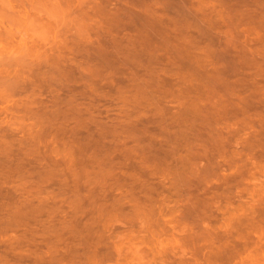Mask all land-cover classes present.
I'll return each mask as SVG.
<instances>
[{"label":"rangeland","instance_id":"rangeland-1","mask_svg":"<svg viewBox=\"0 0 264 264\" xmlns=\"http://www.w3.org/2000/svg\"><path fill=\"white\" fill-rule=\"evenodd\" d=\"M24 1L21 14L41 0ZM67 1L68 12L62 0L59 8L39 7L55 21L31 28L0 11V43L7 41L0 51V264H264V174L250 165H264V125L245 126L231 110L237 101L264 100L249 98L245 81L264 69V54L259 67L250 62L264 50V0H158L156 16L133 8L119 19L109 13L122 0ZM76 4L87 16L75 13Z\"/></svg>","mask_w":264,"mask_h":264},{"label":"bare ground","instance_id":"bare-ground-1","mask_svg":"<svg viewBox=\"0 0 264 264\" xmlns=\"http://www.w3.org/2000/svg\"><path fill=\"white\" fill-rule=\"evenodd\" d=\"M22 1H24V0H22ZM22 1H21V0H7V2L11 3V4L13 5V8H14V11H13V12H9V13H7V15L10 16V15H12V14H14V15L17 14V15H16L17 18L20 17V16H21L22 19L25 18V17H22V16H24L25 13H24V14H21V13H23V11H22V10H20V11L18 10L19 8H23V7H19L20 2H21V4H23ZM32 1H33V0H32ZM34 1H37V0H34ZM41 1H42V0H41ZM41 1H40V2H41ZM64 1H66V2H65V4H64L63 6L60 7V8H61V11H62V9H64V10L67 11V9H65V8H66V7H69V5H68L69 3L67 4L68 1H67V0H64ZM64 1L62 0V3H63ZM69 1H70V0H69ZM80 1H81V0H80ZM80 1H79V3H80ZM82 1H84V0H82ZM86 1H87V0H86ZM86 1H85V3H86ZM89 1H90V0H89ZM95 1H96V0H95ZM103 1H104V0H103ZM111 1H113V0H111ZM116 1H117V0H116ZM116 1H115V2H116ZM120 1H121V0H120ZM120 1H119V2H120ZM24 2H25L24 5H26V3L29 4L28 2H26V0H25ZM29 2H30V1H29ZM60 2H61V0H60ZM71 2H72V1H71ZM75 2H77V1L75 0ZM107 2H109V0H107ZM113 2H114V1H113ZM113 2H112V3H113ZM160 2H161V0H160ZM168 2H169V1H168ZM201 2H203V1H201ZM211 2H212V1H211ZM31 3H32V2H31ZM37 3H38V2H37ZM62 3H61V4H62ZM85 3H84V4H85ZM112 3L110 2V5H108L107 7H110ZM117 3H118V2H116L115 4H117ZM121 3H122V5H121ZM121 3H118V4L121 5L120 7H119V6L117 7V5H116V7H117V10H116V8H115V10H116V14H115V12H114V13H111V11H110L109 15L112 14L113 17H112V16H111V17H112L113 19H114L115 16H116V17L118 16V19H119V17H120L119 14H120V13H121L122 16L125 15V17H127L128 13H129V17H130V16H131L130 11H132L133 8H138V9H137L138 11H139L140 8H141V10H143L144 13H147V15L150 14V15H151L150 17H152L153 15L157 14L155 11H153L152 8H153V7L157 8L156 5L158 4V0H129V1H127V0H122ZM192 3H193V1H192ZM194 3H195V2H194ZM205 3H206V2H205ZM207 3H208V2H207ZM207 3H206V4H207ZM209 3H210V2H209ZM61 4H60V5H61ZM66 4H67L68 6H67ZM80 4L82 5L83 2L80 3ZM93 4H94V1H93ZM107 4H108V3H106V5H107ZM115 4H114V5H115ZM167 4H168V3H167ZM214 4H215V3H214ZM255 4H256V3H255ZM24 5H21V6H24ZM65 5H66V7H65ZM76 5H77V4H76ZM78 5H79V4H78ZM78 5H77L76 9H77L78 7H81V5H80V6H78ZM91 5H92V3L90 4V6H91ZM99 5H100V4H99ZM103 5H104V4H103ZM173 5H174V4H173ZM198 5H199V4H198ZM204 5H205V4H204ZM259 5H260V4H259ZM32 6H33V8H36V10H37L35 13L33 12V13H34L33 15H35V16H33V17L30 16V15H32V14L29 15V13L31 12V11L29 12V10H28V13H27V14L30 16V17H28V18H31V17H32V18L34 19V18H36V16L39 14L38 12H41L40 10H42V9H40L38 6H36V4L33 5V3H32ZM34 6H35V7H34ZM52 6H53V5H52ZM74 6H75V5H74ZM74 6L71 7V8H69V9H71V11H72V10H73L72 8H74ZM86 6H87V5L85 4V7H86ZM104 6H105V5H104ZM136 6H139V7H136ZM159 6H160V4L158 5V7H159ZM209 6H210V5H209ZM211 6H212V4H211ZM229 6H230V5H229ZM256 6H258V5H256ZM1 7H2V8H1ZM18 7H19V8H18ZM24 7H26V6H24ZM28 7H30V6H28ZM37 7H38L39 9H38ZM49 7H50V6H49ZM49 7H48V8H49ZM57 7H58V6H57ZM57 7L54 6V7H53L54 10H57V9L59 8V7H58V8H57ZM62 7H64V8H62ZM85 7H84V8H85ZM88 7H89V6H88ZM88 7H86V8H88ZM94 7H95V6H94ZM94 7H93L92 9H94V11H95V9H97V8H94ZM107 7H106V8H107ZM200 7H201V6H200ZM206 7H208V6H206ZM206 7H205V8H206ZM217 7H218V6H217ZM254 7H255V6H254ZM259 7H260V9H261V6H259ZM17 8H18V9H17ZM41 8H42V7H41ZM55 8H56V9H55ZM81 8H82V9H81ZM81 8H79V9H80L81 11L85 12V11H84V8H83V7H81ZM86 8H85V9H86ZM100 8H102V6H100ZM112 8H113V7H112ZM112 8H109V9H112ZM155 8H154V10H156ZM168 8H169V6H168ZM193 8H194V7H193ZM202 8H203V6H202ZM211 8H212V7H210V9H211ZM227 8H228V7H227ZM238 8H239V7H238ZM0 9H1V10H0L1 12H3V10H5V9L3 8V3H0ZM26 9H27V7H26ZM26 9L23 8V10H24L25 12H26ZM29 9H30V8H29ZM79 9H77L78 12H77V10L74 9V10L76 11L75 13H76V14L78 13V15L81 16V17L85 16V15H86V12H85V13L81 12V13H83L84 15H83V14L80 15V14H79V13H80V10H79ZM88 9L90 10L91 8L89 7ZM103 9H105V8H103ZM103 9H102V10H103ZM166 9H167V8H166ZM174 9H175V8H174ZM220 9H221V8H220ZM224 9H225V8H224ZM30 10H31V9H30ZM47 10H48V9H47ZM59 10H60V9H59ZM64 10H63V11H64ZM74 10H73V11H74ZM99 10H101V9H99ZM150 10H151V11H150ZM160 10H161V8H160ZM176 10H177V9H176ZM199 10H200V9H199ZM52 11H53V10H52ZM57 11H58V10H57ZM66 11H65V12H66ZM71 11L69 10V12H71ZM73 11H72V12H73ZM96 11H97V10H96ZM134 11H135V10H134ZM169 11H170V10H169ZM171 11H172V10H171ZM171 11H170V12H171ZM174 11H175V10H174ZM197 11H198V10H197ZM200 11H201V10H200ZM203 11H204V9H203ZM219 11H220V10H219ZM4 12H6V11H4ZM19 12H20L21 15L18 14ZM47 12H50V11H47ZM65 12H64V13H65ZM67 12H68V11H67ZM67 12H66V13H67ZM117 12H118V14H117ZM119 12H120V13H119ZM154 12H155V13H154ZM216 12H217V11H216ZM36 13H37V14H36ZM43 13H44V12H43ZM61 13H62V12H61ZM61 13L59 14V11H58L57 14H59V15L62 16L63 13H62V14H61ZM88 13H89V12H88ZM94 13H95V12H94ZM132 13H134V12H132ZM141 13H142V11L138 12L137 15H138V14H141ZM160 13H161V11H160ZM160 13H159V14H160ZM220 13H221V11H220ZM251 13H252V12H251ZM254 13H255V12H254ZM2 14H3V13H1V15H2ZM47 14H48V13H47ZM76 14H75V15H76ZM142 14H143V13H142ZM142 14H141V15H142ZM161 14H162V13H161ZM197 14H199V13H197ZM212 14H213V13H212ZM222 14H223V13H222ZM18 15H19V16H18ZM45 15H46V14H45ZM50 15H51V14H50ZM54 15H55V14H54ZM63 15H64V14H63ZM67 15H68V14H67ZM104 15L106 16L105 13H104ZM147 15H146V18H148ZM205 15H206V14H205ZM217 15H218V14H217ZM234 15H235V14H234ZM2 16H3V15H2ZM9 16H7V17H8L7 19H9ZM46 16H47V15H46ZM64 16H65V15H64ZM64 16H63V18H64ZM68 16H69V15H68ZM68 16H66V18H67ZM70 16H71V15H70ZM86 16H87V15H86ZM102 16H103V15H102ZM135 16H136V15H134V17H135ZM142 16H143V15H142ZM148 16H149V15H148ZM155 16H156V15H155ZM167 16H168V15H167ZM211 16H212V15H211ZM220 16H222V15H220ZM3 17H4V16H3ZM56 17H57V16H56ZM56 17H55V18H56ZM77 17H78V16H77ZM81 17H80V19H81ZM96 17H97V16H96ZM106 17H107V16H106ZM125 17H122V19H124ZM129 17H128V18H129ZM139 17H140V15H139ZM139 17H138V18H139ZM144 17H145V15H144ZM161 17H162V16H161ZM161 17H160V18H161ZM163 17H164V16H163ZM163 17H162V18H163ZM212 17H213V16H212ZM227 17H228V16H227ZM258 17H260V16H258ZM11 18L13 19V18H15V17L12 15ZM17 18H15L16 20L14 19L15 22L12 20L15 24H16V21L18 20V23L16 24V26L20 24V21H21V23H23V22L27 23L26 21L21 20V18H18V19H17ZM47 18H48V16H47ZM73 18H75V17H73ZM101 18H102V17H101ZM104 18H105V17H104ZM112 18H111V19H112ZM128 18H127V19H128ZM136 18H137V17H136ZM146 18H145V19H146ZM166 18H167V17H166ZM219 18H220V17H219ZM48 19H49V18H48ZM53 19H54V17H53ZM78 19H79V18H78ZM82 19H83V18H82ZM122 19L120 18V20H122ZM139 19H140V18H139ZM154 19H156V17H154ZM158 19H159V18H158ZM198 19H199V18H198ZM205 19H206V18H205ZM221 19H222V17H221ZM9 20H11V19H9ZM19 20H20V21H19ZM24 20H25V19H24ZM49 20H52V18L49 19ZM76 20H77V19H76ZM86 20H87V19H86ZM91 20H92V19H91ZM103 20H104V19H103ZM115 20H117V18H115ZM115 20H114V21H115ZM120 20H119V21H120ZM131 20H132V17H131V19L129 18V20H127V21H131ZM134 20H135V19H134ZM148 20H150V19H148ZM148 20H147V21H148ZM169 20H171V19H169ZM207 20H208V19H207ZM219 20H220V19H219ZM226 20H227V18H226ZM228 20H229V19H228ZM22 21H23V22H22ZM52 21H53V20H52ZM54 21H55V20H54ZM54 21H53V22H54ZM58 21H59V19H58ZM70 21H71V20H70ZM74 21H75V19H74ZM94 21H95V20H94ZM94 21H93V22H94ZM96 21H97V19H96ZM123 21H125V20H123ZM132 21H133V20H132ZM132 21H131V22H132ZM156 21H157V20H156ZM159 21H160V20H159ZM161 21H164V20L161 19ZM237 21H238V20H237ZM2 22H3V18H2ZM5 22H6V21H5ZM47 22H48V20H47ZM62 22H63V21H62ZM80 22H81V21H80ZM80 22H79V23H80ZM85 22H86V21H85ZM109 22H111V21H109ZM145 22H146V21H145ZM169 22H170V21H169ZM172 22H173V21H172ZM241 22H242V20H241ZM253 22H254V21H253ZM8 23H9V22H8ZM72 23H73V22H72ZM86 23H87V22H86ZM99 23H100V22H99ZM111 23H112V22H111ZM117 23H118V22H117ZM119 23H120V22H119ZM134 23H135V22H134ZM149 23H150V22H149ZM152 23H153V22H152ZM229 23H230V22H229ZM232 23H233V22H232ZM0 24H1V23H0ZM12 24H13V23H12ZM23 24H24V23H23ZM76 24L79 25L78 23H76ZM88 24H89V23H88ZM96 24H97V23H96ZM101 24H102V23H101ZM113 24H114V22H113ZM130 24H133V23H130ZM165 24H166V22H165ZM209 24H210V23H209ZM211 24H212V23H211ZM235 24H236V23H235ZM238 24H239V23H238ZM9 25H10V24H9ZM42 25H43V24H42ZM44 25H45V24H44ZM47 25H48V24H47ZM55 25H56V24H55ZM77 25H76V26H77ZM93 25H94V24H93ZM103 25H105V24H103ZM125 25H126V23H125ZM134 25H138V24H134ZM134 25H133V26H134ZM148 25H149V24H148ZM214 25H215V24H214ZM257 25H258V24H257ZM263 25H264V24H263ZM0 26H1V25H0ZM50 26H51V25H50ZM79 26H80V25H79ZM82 26H83V24H82ZM105 26H107V24H106ZM159 26H160V25H159ZM174 26H175V25H174ZM231 26H232V25H231ZM6 27H7V26H6ZM61 27H62V26H61ZM80 27H81V26H80ZM83 27H84V26H83ZM83 27H81V28H83ZM98 27H99V26H98ZM112 27H113V26H112ZM143 27H144V26H143ZM146 27H147V26H146ZM168 27H169V26H168ZM210 27H211V25H210ZM219 27H221V26H219ZM233 27H234V26H233ZM233 27H232V28H233ZM20 28H21V27H20ZM22 28H23V27H22ZM34 28H35V27H34ZM46 28H47V27H46ZM56 28H57V27H56ZM89 28H90V27H89ZM95 28H96V27H95ZM137 28H138V27H137ZM214 28H216V27H214ZM234 28H235V27H234ZM247 28H248V27H247ZM7 29H8V27H7ZM11 29H12V27H11ZM43 29H44V28H43ZM51 29H52V28H51ZM84 29H85V28H84ZM96 29H97V28H96ZM228 29H229V28H228ZM261 29H262V28H261ZM9 30H10V29H9ZM58 30H59V29H58ZM101 30H102V29H101ZM101 30H100V31H101ZM140 30H141V29H140ZM142 30H143V29H142ZM142 30H141V31H142ZM154 30H155V29H154ZM244 30H245V29H244ZM244 30H243V31H244ZM247 30H248V29H247ZM250 30H251V29H250ZM0 31L2 32V28H1ZM31 31H32V30H31ZM36 31H37V30H36ZM45 31H46V30H45ZM56 31H57V30H56ZM80 31H81V29H80ZM107 31H108V30H107ZM125 31H126V30H125ZM233 31H234V30H233ZM4 32H5V31H4ZM10 32H11V31H10ZM12 32H13V31H12ZM14 32H15V31H14ZM61 32H62V31H61ZM95 32H96V31H95ZM108 32H109V31H108ZM211 32H212V31H211ZM231 32H232V31H231ZM240 32H241V31H240ZM2 33H3V32H2ZM6 33H8V32H6ZM31 33H32V32H31ZM41 33H42V32H41ZM49 33H50V35L52 34L51 32H49ZM56 33H57V32H56ZM223 33H224V32H223ZM226 33H227V31H226ZM229 33H230V31H229ZM236 33H237V30H236ZM243 33H244V32H243ZM252 33H253V32H252ZM14 34H15V33H14ZM59 34H60V33H59ZM136 34H137V33H136ZM211 34H212V33H210V35H211ZM233 34H235V33H233ZM247 34H248V33H247ZM6 35H7V34H6ZM45 35H46V34H45ZM206 35H207V34H206ZM224 35H225V34H224ZM0 36H1V35H0ZM2 36H3V34H2ZM13 36H14V35H13ZM39 36L41 37V35H39ZM89 36H90V34H89ZM225 36H226V35H225ZM233 36H235V35H233ZM245 36H247V35H245ZM258 36H260V35H258ZM55 37H56V36H55ZM143 37H144V36H143ZM205 37H206V36H205ZM231 37H232V36H231ZM231 37H230V39H231ZM256 37H257V35H256ZM2 38H3V37H2ZM8 38H9V37H8ZM28 38H29V37H28ZM35 38H36V37H35ZM57 38H58V37H57ZM212 38H213V37H212ZM217 38H218V37H217ZM234 38H235V37H234ZM248 38H249V37H248ZM257 38H258V37H257ZM31 39H32V37H31ZM31 39H30V41H31ZM50 39H51V38H50ZM228 39H229V38H228ZM27 40H28V39H27ZM37 40H38V39H37ZM37 40H36V41H37ZM51 40H52V39H51ZM51 40H50V41H51ZM211 40H212V39H211ZM216 40H217V39H216ZM226 40H227V39H226ZM233 40H234V39H233ZM243 40H244V39H243ZM245 40H246V39H245ZM1 41H2V40H1ZM9 41H10V40H9ZM59 41H61V40H59ZM66 41H67V40H66ZM103 41H104V40H103ZM213 41H214V40H213ZM227 41H228V40H227ZM234 41H235V40H234ZM249 41H251V40H249ZM262 41H263V39H262ZM11 42H12V41H11ZM39 42H40V41H39ZM43 42H44V41H43ZM43 42H42V43H43ZM53 42H54V41H53ZM61 42H62V41H61ZM61 42H60V43H61ZM92 42H93V41H92ZM97 42H98V41H97ZM207 42H209V41H207ZM237 42H238V41H237ZM237 42L235 41V43H237ZM240 42H241V41H240ZM243 42H244V41H243ZM259 42H261V41L259 40ZM6 43H7V41H6ZM6 43H5V45H6ZM28 43H29V42H28ZM33 43H34V42H33ZM56 43H57V42H56ZM60 43H59L58 45H56V46H60V45H61ZM244 43H245V42H244ZM250 43H251V42H250ZM252 43H253V42H252ZM255 43H256V42H255ZM29 44H30V43H29ZM43 44H44V43H43ZM85 44H86V43H85ZM92 44H93V43H92ZM105 44H106V42H105ZM211 44H212V43H211ZM222 44H223V43H222ZM239 44H240V43H239ZM256 44H258V43H256ZM5 45H4V47H5ZM34 45H35V44H34ZM44 45H45V44H44ZM96 45H98V43H97ZM106 45H107V44H106ZM113 45H114V44H113ZM194 45H195V44H194ZM233 45H234V44H233ZM235 45H236V44H235ZM242 45H243V44H242ZM244 45H245V44H244ZM8 46H9V45H8ZM23 46H24V45H23ZM91 46H92V45H91ZM102 46H103V45H102ZM227 46H228V45H227ZM231 46H232V45H231ZM238 46H239V45H238ZM245 46H247V44H246ZM245 46H244V47H245ZM261 46H262V45H261ZM261 46L258 45L259 48H260ZM43 47H44V46H43ZM53 47H54V46H53ZM53 47H52V48H53ZM92 47H93V46H92ZM94 47H95V46H94ZM208 47H209V46H208ZM232 47H233V46H232ZM248 47H249V46H248ZM28 48H29V47H28ZM39 48H40V47H39ZM44 48H45V47H44ZM47 48H48V47H47ZM47 48H45V49H47ZM57 48H58V47H57ZM88 48H89V47H88ZM101 48H102V47H101ZM240 48H241V47H240ZM259 48L257 49V51L259 50ZM11 49H12V48H11ZM13 49H14V48H13ZM20 49H21V48H20ZM29 49H30V48H29ZM36 49H37V47H36ZM68 49H69V48H68ZM103 49H104V48H103ZM215 49H216V48H215ZM255 49H256V47H255ZM40 50H41V49H40ZM58 50H59V49H58ZM211 50H212V48H211ZM218 50H219V49H218ZM224 50H225V49H224ZM253 50H254V48H253ZM17 51H18V50H17ZM30 51H31V49H30ZM37 51H38V50H37ZM43 51H44V50H43ZM52 51H53V50H52ZM93 51H94V50H93ZM100 51H101V50H99V53H100ZM212 51H213V50H212ZM244 51H245V50H244ZM247 51H248V50H247ZM247 51H246V52H247ZM32 52H33V51H32ZM41 52H42V51H41ZM72 52H73V51H72ZM77 52H78V51H77ZM103 52H104V51H103ZM107 52H109V51H107ZM214 52H215V50H214ZM220 52H221V51H220ZM249 52H250V51H249ZM249 52H248V53H249ZM254 52H255V51H254ZM259 52H260V51H259ZM262 52H264V50H263ZM262 52H261V53H258V52H257V53H258V54H257L258 56L254 55V53H253V56H252V55L249 53V55L252 56V58L249 57V58H251V61H250V62H251V63H254L255 65L257 64L258 67H259V64H258V62H257V59H258V57L261 58V56L264 54V53H262ZM56 53H57V52H56ZM61 53H62V52H61ZM81 53H82V51H81ZM90 53H91V51H90ZM104 53H105V52H104ZM240 53H241V52H240ZM248 53H246V54H248ZM251 53H252V51H251ZM39 54H40V53H39ZM39 54H38V55H39ZM97 54H98V53H97ZM244 54H245V52H244ZM255 54H256V53H255ZM261 54H262V55H261ZM35 55H36V54H35ZM48 55H49V54H48ZM77 55H78V54H77ZM88 55H89V54H88ZM222 55H223V54H222ZM228 55H229V54H228ZM26 56H27V55H26ZM51 56L53 57L54 55H51ZM57 56H58V55H57ZM231 56H232V55H231ZM254 56L257 57V58L255 59ZM52 57H51V58H52ZM74 57H75V56H74ZM95 57H96V56H95ZM95 57H94V58H95ZM215 57H216V56H215ZM243 57H244V58H245V57H248V55H247V56H243ZM22 58H23V57H22ZM96 58H97V57H96ZM204 58H205V57H204ZM213 58H214V57H213ZM221 58H222V57H221ZM224 58H225V57H224ZM263 58H264V56H262L261 59L263 60ZM25 59H26V58H25ZM54 59H55V57H54ZM62 59H63V58H62ZM65 59H66V58H65ZM240 59H241V58H240ZM20 60H21V59H20ZM27 60H28V59H27ZM29 60H30V59H29ZM33 60H34V58H33ZM49 60H50V59H49ZM91 60H92V59H91ZM219 60H220V59H219ZM245 60H246V59H245ZM248 60H250V59H248ZM14 61H15V60H14ZM17 61H18V59H17ZM22 61H24V60H22ZM62 61H63V60H62ZM64 61H65V60H64ZM67 61H68V60H67ZM70 61H71V60H70ZM74 61H75V60H74ZM225 61H226V60H225ZM243 61H244V60H243ZM53 62H54V61H53ZM223 62H224V60H223ZM226 62H227V61H226ZM228 62H229V61H228ZM58 63H59V62H58ZM60 63H61V62H60ZM63 63H64V62H63ZM261 63L263 64L264 61L261 62ZM261 63H260V66H262ZM17 64H18V62H17ZM29 64H30V63H29ZM54 64H55V63H54ZM56 64H57V62H56ZM33 65H34V64H33ZM64 65H65V64H63L62 67H64ZM69 65H70V64H69ZM76 65H77V64H76ZM76 65H75V66H76ZM218 65H219V64H218ZM223 65H224V64H223ZM257 65H256V66H257ZM23 66H24V65H23ZM57 66H58V65H56V67H57ZM77 66H78V65H77ZM24 67H25V66H24ZM42 67H44V66H42ZM53 67H54V66H53ZM58 67H59V66H58ZM60 67H61V66H60ZM78 67H79V66H78ZM80 67H81V66H80ZM82 67H83V66H82ZM82 67H81V68H82ZM235 67H236V66H235ZM19 68H20V67H19ZM231 68H233V67H231ZM239 68H240V67H239ZM239 68H238V69H239ZM262 68H264V66H262ZM35 69H36V68H35ZM72 70H73V69H72ZM77 70H78V69H77ZM80 70H82V69H80ZM87 70H88V69H87ZM90 70H91V69H90ZM37 71H38V70H37ZM88 71H89V70H88ZM92 71H93V70H92ZM96 71H97V69H96ZM244 71H245V70H244ZM3 72H4V71H3ZM62 72H63V71H62ZM235 72H236V71H235ZM252 72H253V71H252ZM255 72H256V73H251V74H248V75L245 73L247 76H249V77H248L249 80H247L248 78H247L246 75H245V76H246V80H245V77H242V78H241V81L243 80V83H244V80H245V81H247V83L250 85V88H251V89H249V91H252V95H250V94H251V92H250V93H249V98H250L251 96H252V97H256V96H258V95H261V97H262V96L264 95V86H262V84L260 85V83H259L260 81H264V78H263V77H264V69L261 70V68H259L258 70L256 69ZM89 73H90V72H89ZM89 73H88V74H89ZM219 73H220V72H219ZM219 73H218V76H219ZM79 74H80V73H79ZM18 75H19V72H18ZM232 75H233V73H232ZM239 75H243V72H242V74L239 72ZM66 76H67V75H66ZM92 76H93V75H92ZM213 76H214V73H213ZM213 76H212V77H213ZM222 76H223V75H222ZM234 76H236V75H234ZM20 77H21V76H20ZM63 77H64V75H63ZM224 77H226V76H224ZM21 78H22V77H21ZM243 78H244V79H243ZM18 79H19V78H18ZM260 79H262V80H260ZM218 80H219V79H218ZM221 80H222V78H221ZM213 81H214V80H213ZM215 83H216V82H215ZM220 83H221V82H220ZM247 83L244 84V85L247 86V85H248ZM262 83H263V82H262ZM221 84H222V83H221ZM249 85H248V87H249ZM61 86H62V84H61ZM246 89H247V88H246ZM206 91H207V90H206ZM211 91H212V90H211ZM243 91H244V90H243ZM226 93H227V92H226ZM235 93H236V92H235ZM232 94H234V93H232ZM262 94H263V95H262ZM206 95H207V94H206ZM216 95H218V94L216 93ZM197 96H198V95H197ZM213 96H214V95H213ZM213 96H212V97H213ZM232 96H233V95H232ZM232 96H231V98H232ZM200 97H201V96H200ZM202 97H203V96H202ZM206 97H207V96H206ZM233 97L236 98V96H233ZM252 97H251V98H252ZM219 98H220V97H219ZM237 98H238V97H237ZM241 98H242V97H241ZM247 98H248V96H247ZM204 99H205V97H204ZM256 99H257V98H256ZM259 99H260V98H259ZM261 99H264V98H261ZM71 100H72V99H71ZM218 100H219V99H218ZM227 100H228V99H227ZM233 100H234V99H232V101H233ZM235 100H236V99H235ZM235 100H234V103H235ZM242 100H243V99H242ZM242 100H239V102L242 101ZM253 101H255L254 98H253V99L245 100V101H244V104H242L241 102L238 103V101H237V103H235V104L233 103L234 105H233L232 102H230V101H229V103H231V104L233 105V107H231L232 105L230 106V107H231V110H233V111H232L233 114H234V113H235V114L237 113L236 115H238V113L242 114V115H241V116H243L242 121L244 120V124H246L245 126H248V125L251 126V125H254V124H258V126H259V125H260V126H263V125H264V100H259L256 104H255V102H254V104H253V103H252ZM77 102H78V101H77ZM226 102H228V101H226ZM242 102H243V101H242ZM68 103H69V102H68ZM200 103H202V102H200ZM208 103H209V102H208ZM229 103H228V104L226 103V104L229 105ZM203 104H204V103H203ZM203 104H202V105H203ZM215 104H216V102H215ZM218 104H219V103H218ZM73 105H74V104H73ZM134 105H135V104H134ZM142 105H143V104H142ZM199 105H200V104H198V105H196V106H199ZM208 105H209V104H208ZM23 106H24V105H23ZM75 106H77V105H75ZM27 107H28V106H27ZM87 107H88V106H87ZM228 107H229V106H228ZM221 108H222V107H221ZM221 108H220V109H221ZM26 109H27V108H26ZM134 109H135V108H134ZM216 109H217V108H216ZM222 109H224V108H222ZM229 109H230V108H229ZM229 109H228V110H229ZM70 110H71V109H70ZM70 110H69V111H70ZM87 110H88V109H87ZM89 110H90V109H89ZM135 110H136V109H135ZM138 110H139V109H138ZM142 110H143V109H142ZM150 110H151V108H150ZM150 110H149V111H150ZM193 110H194V108H193ZM228 110H227V111H228ZM231 110H229V111L231 112ZM76 111H77V110H76ZM147 111H148V110H147ZM187 111H188V110H187ZM223 111H224V110H223ZM225 111H226V110H225ZM227 111H226V112H227ZM128 112H129V111H128ZM151 112H152V111H151ZM156 112H158V111L156 110ZM217 112H218V111H217ZM29 113H30V112H29ZM78 113H79V112H78ZM195 113H196V112H195ZM195 113H194V114H195ZM79 114H80V113H79ZM130 114H132V113H130ZM141 114H142V113H141ZM154 114H155V113H154ZM156 114H157V113H156ZM156 114H155V115H156ZM183 114H184V113H183ZM190 114H192V113H190ZM218 114H219V113H218ZM228 114H230V113H227V115H228ZM240 114H239V115H240ZM127 115H128V114H127ZM142 115H143V114H142ZM140 116H141V115H140ZM234 116H235V115H234ZM205 117H206V116H205ZM235 117H236V116H235ZM238 117H239V116H238ZM184 118H185V117H184ZM233 118H234V117H233ZM199 119H201V118H199ZM217 119H218V118H217ZM255 119H256V120H255ZM209 120H210V119H209ZM218 120H219V119H218ZM220 121H221V120H220ZM226 122H227V121H226ZM207 123H208V122H207ZM215 123H216V122H215ZM242 123H243V122H242ZM199 124H200V123H199ZM228 124H229V123H228ZM112 125H113V124H112ZM115 126H116V124H115ZM149 126H150V125H149ZM185 126H186V124H185ZM216 126H217V125H216ZM118 127H119V129H121L120 126H118ZM121 127H122V126H121ZM204 127H205V126H204ZM224 127H226V126L224 125ZM254 127H255V126H254ZM116 128H117V127H116ZM122 128H123V127H122ZM125 128H126V127H125ZM196 128H198V127H196ZM255 128H258V127H255ZM255 128H254V129H255ZM130 129H131V128H130ZM148 129H149V128H148ZM252 129H253V128H252ZM261 129H262V127H261ZM261 129H260V130H261ZM137 130H138V129H137ZM201 130L204 131V129H201ZM216 130H217V127H216ZM235 130H236V129H235ZM235 130L233 129V131H235ZM246 130H247V129H246ZM121 131H122V130H121ZM209 131H210V130H209ZM233 131H232V132H233ZM249 131H250V130H249ZM257 131H258V130H257ZM118 132H119V131H118ZM137 132H138V131H137ZM145 132H146V131H145ZM178 132H179V131H178ZM196 132H197V131H196ZM212 132H213V131H212ZM230 132H231V130H230ZM250 132H251V131H250ZM255 132H256V131H255ZM260 132H261V131H260ZM40 133H41V132H40ZM126 133H128V132H126ZM179 133H180V132H179ZM202 133H203V132H202ZM227 133H229L228 130H227ZM238 133H239V132H238ZM257 133H258V132H257ZM41 134H42V133H41ZM120 134H121V133H120ZM136 134H137V133H136ZM208 134H209V133H208ZM233 134H234V133H233ZM258 134H259V133H258ZM38 135H39V134H38ZM114 135H115V134H114ZM122 135H123V134H122ZM138 135H139V134H138ZM237 135H238V134H237ZM259 135H261V136L264 137V129H263V135H262V132H261ZM259 135H258V136H259ZM43 136H44V135H43ZM144 136H145V135H144ZM151 136H152V135H151ZM206 136H208V135H206ZM234 136H235V135H234ZM250 136H252V135H250ZM36 137H37V136H36ZM36 137H35V138H36ZM117 137H118V136H117ZM136 137H137V136H136ZM140 137H141V136H140ZM140 137H139V138H140ZM194 137H195V136H194ZM210 137H211V136H210ZM221 137H222V136H221ZM228 137H229V136H228ZM230 137H231V136H230ZM232 137H233V136H232ZM106 138H107V137H106ZM148 138H149V137H148ZM71 139H72V138H71ZM126 139H128V138H126ZM149 139H150V138H149ZM155 139H156V138H155ZM213 139H214V138H213ZM225 139H226V137H225ZM238 139H239V138H238ZM251 139H253V138H251ZM256 139H257V138H256ZM260 139H261V137H260ZM260 139H258L259 141H257V140H256V141H257V142H260V141H261ZM262 139H263V141H264V138H262ZM74 140H75V139H74ZM116 140H117V139H116ZM122 140H123V142H124V139H123V138H122ZM151 140H152V139H151ZM178 140H179V139H178ZM226 140H227V139H226ZM78 141H79V140H78ZM96 141H97V140H96ZM118 141H119V139H118ZM158 141H159V140H158ZM171 141H172V140H171ZM198 141H199V140H198ZM200 141H202V140H200ZM205 141H206V140H205ZM33 142H34V141H33ZM101 142H102V141H101ZM191 142H192V141H191ZM115 143H116V142H115ZM120 143H121V142H120ZM158 143H159V142H158ZM189 143H190V142H189ZM253 143H255L254 140H253ZM122 144H123V143H122ZM116 145H117V144H116ZM143 145H145V144H143ZM260 145H261V144H260ZM63 146H65V145H63ZM117 146H118V145H117ZM254 146H255V145H254ZM132 147H134V145H133ZM135 147H136V146H135ZM137 147H138V146H137ZM158 147H159V146H158ZM206 147H207V146H206ZM232 147H233V146H232ZM255 147H256V146H255ZM62 148H63V147H62ZM66 148H67V147H66ZM130 148H131V147H130ZM130 148H129V149H130ZM178 148H179V147H178ZM196 148H197V147H196ZM242 148H245V147H242ZM246 148H247V147H246ZM262 148H263V147H262ZM55 149H56V148H55ZM113 149H114V148H113ZM124 149H125V148H124ZM141 149H142V147H141ZM210 149H211V148H210ZM255 149H256V148H255ZM56 150H57V149H56ZM127 150H128V149H127ZM187 150H188V149H187ZM190 150H191V148H190ZM251 150H252V149H251ZM260 150H261V149H260ZM58 151H59V150H58ZM132 151H133V150H132ZM170 151H171V150H170ZM179 151H181V150H179ZM183 151H185V150L183 149ZM211 151H212V150H211ZM64 152H65V151H64ZM141 152H142V151H141ZM143 152H144V151H143ZM235 152H236V151H235V149H234V153H235ZM237 152H238V151H237ZM237 152H236L235 157H238V156H237ZM257 152H258V151H257ZM126 153H127V152H126ZM158 153H159V152H158ZM172 153H173V152H172ZM179 153H180V152H179ZM182 153H183V152H182ZM192 153H193V152H192ZM192 153H191V154H192ZM225 153H226V152H225ZM239 153H240V152H239ZM244 153H245V152H244ZM251 153H253V152H251ZM258 153H259V152H258ZM161 154H162V153H161ZM187 154H188V153H187ZM249 154H250V153H249ZM254 154H255V153H254ZM194 155H195V154H194ZM226 155L228 156L229 154H226ZM252 155H253V154H252ZM163 156H164V155H163ZM180 156H181V155H180ZM206 156H207V155H206ZM206 156H205V157H206ZM240 156H241V155H240ZM240 156H239V158H240ZM142 157H143V156H142ZM144 157H145V156H144ZM183 157H184V156H183ZM183 157H182V158H183ZM190 157H191V156H190ZM246 157H248V156L246 155ZM246 157H245V158H246ZM249 157H251V156H249ZM252 157H253V156H252ZM256 157H257V156H256ZM256 157H255V158H256ZM261 157H262V156H261ZM185 158H186V157H185ZM193 158H195V157H193ZM193 158H192V159H193ZM206 158H207V157H206ZM218 158H219V157H218ZM220 158H221V157H220ZM223 158H224V157H223ZM225 158H227V157H225ZM229 158H230V157H229ZM232 158H234V156L231 157V159H230V160H232V161L234 162L236 158H235L234 160H233ZM241 158H243V157H241ZM141 159H142V158H141ZM148 159H149V158H148ZM188 159H189V158H188ZM246 159H248V158H246ZM250 159H251V158H250ZM132 160H133V159H132ZM152 160H153V159H152ZM230 160H229V161H230ZM258 160H259V158H258ZM134 161H135V160H134ZM178 161H179V160H178ZM186 161H188V160L186 159ZM215 161H216V160H215ZM218 161H220V160H218ZM238 161H239V160H237V162H238ZM252 161H254V160H251V162H252ZM92 162H93V161H92ZM132 162H133V161H132ZM132 162H131V163H132ZM147 162H148V161H147ZM179 162L181 163V161H179ZM223 162H224V161H223ZM226 162H228V161H226ZM242 162H243V161H242ZM245 162H246V161H245ZM245 162H244V163H245ZM251 162H248V161H247L246 163H251ZM254 162H255V161H254ZM256 162H257V161H256ZM99 163H100V162H99ZM99 163H98V164H99ZM159 163H160V162H159ZM180 163H179V164H180ZM230 163H231V162H230ZM234 163H235V162H234ZM252 163H253V162H252ZM262 163H263V162H262ZM262 163H261V164H262ZM96 164H97V163H96ZM134 164H135V163H134ZM165 164H166V163H165ZM232 164H233V163H232ZM258 164H259V165H258ZM261 164H260V160H259V162L254 163V164H250V165H252L253 167H254L255 165L258 166V167H257V168H258V173H259V171H260V172H261V175H262V173L264 174V165L261 166ZM139 165H140V164H139ZM226 165H227V164H226ZM229 165H230V164H229ZM235 165H236V164H235ZM242 165H243V164H242ZM242 165H241V166H242ZM245 165H246V164H244L243 166H245ZM248 165H249V164H248ZM95 166H96V165H95ZM98 166H99V165H97L96 167H98ZM114 166H116V165H114ZM118 166H119V165H118ZM120 166H121V165H120ZM144 166H145V165H144ZM188 167H189V166H188ZM190 167H191V166H190ZM217 167H218V166H217ZM236 167H237V165H236ZM239 167H240V166H238V169L241 168V167H240V168H239ZM246 167H247V166H246ZM253 167L250 166V169H251V168L253 169ZM98 168H99V167H98ZM166 168H167V167H166ZM178 168H179V167H178ZM186 168H187V167H186ZM213 168H214V167H213ZM228 168H229V167H228ZM243 168H244V167H243ZM247 168H248V167H247ZM254 168L256 169V167H254ZM229 169H230V168H229ZM250 169H249V170H250ZM255 169H254V170H255ZM147 170H148V168H147ZM190 170H191V169H190ZM192 170H193V169H192ZM235 170H236V169H235ZM247 170H248V169H246V170L244 169V171H247ZM256 170H257V169H256ZM138 171H139V170H138ZM212 171H214V170H212ZM233 171H234V170H233ZM244 171H243V172H244ZM105 172H106V171H105ZM139 172H141V170H140ZM176 172H177V171H176ZM196 172H197V171H196ZM236 172H238V171H236ZM236 172H235V174H236ZM248 172H249V171H248ZM251 172H252V171H251ZM254 172H255V171H254ZM240 173H241V175L243 174L242 171H240ZM245 173H246V172H245ZM258 173H256V174H258ZM109 174H112V173H109ZM116 174H117V173H116ZM119 174H120V173H119ZM195 174H196V173H195ZM237 174H238V177H240V174H239V173H237ZM237 174H236V175H237ZM246 174H247V173H246ZM249 174H251V175H248V176L251 177V178H253V177H252V174H253V173H249ZM256 174L254 173V177H256V176H255ZM175 175H176V174H175ZM181 175H182V174H181ZM213 175H214V174H213ZM106 176H107V175H106ZM112 176H115V175H112ZM140 176H141V175H140ZM145 176H146V174H145ZM233 176H234V175H232V176H230V177L233 178ZM259 176H260V175H259ZM217 177H218V176H217ZM235 177H237V176H235ZM246 177H247V175H246ZM134 178H135V177H134ZM247 178H248V177H247ZM247 178H246V179H247ZM131 179H132V178H131ZM236 179H237V178H236ZM238 179H241V178H238ZM246 179H245V180H246ZM149 180H150V178H149ZM151 180H152V179H151ZM151 180H150V181H151ZM153 180H154V178H153ZM256 180H257V179H256ZM227 181H228V180H227ZM234 181H235V180H234ZM243 181H244V180H243ZM133 182H134V181H133ZM238 182H240V181H238ZM238 182H237V183H238ZM260 183H261V182H260ZM136 184H137V183H136ZM154 184H155V183H154ZM137 185H138V184H137ZM236 185H237V184H236ZM255 185H256V184H255ZM133 186H134V185H133ZM154 186H155V185H154ZM171 186H172V185H171ZM174 186H175V185H174ZM224 186H225V185H224ZM224 186H223V187H224ZM232 186H233V185H232ZM256 186H257V185H256ZM260 186H261V185H260ZM138 187H139V186H138ZM262 187H264V185H263ZM139 188H141V187H139ZM172 188H173V186H172ZM259 188H260V187H259ZM259 188H257V189H259ZM76 189H77V188H76ZM80 189H81V188H80ZM163 189H164V188H163ZM223 189H224V188H223ZM135 190H136V189H135ZM145 190H146V189H145ZM166 190H167V189H166ZM171 190H172V189H171ZM225 190H226V189H225ZM261 190H263V188H261ZM231 191H232V190H231ZM249 191H250V189H249ZM88 192H89V191H88ZM150 192H151V191H150ZM150 192H149V193H150ZM221 192H222V191H221ZM89 193H90V192H89ZM91 193H92V192H91ZM139 193H140V192H139ZM144 193H145V192H144ZM152 193H154V191H153ZM249 193H251V192H249ZM252 193H253V192H252ZM154 194H155V193H154ZM156 194H157V193H156ZM90 195H91V194H90ZM90 195H89V196H90ZM92 195H93V194H92ZM159 195H160V194H159ZM161 195H162V193H161ZM220 195H221V194H220ZM225 195H226V194H225ZM93 196H94V195H93ZM130 196H131V195H130ZM146 196H147V195H146ZM157 196H158V195H157ZM211 196H213V194H211ZM253 196H254V194H253ZM262 196H263V195H262ZM86 197H87V196H86ZM131 197H132V196H131ZM133 197H134V196H133ZM135 197H136V196H135ZM138 197H139V196H138ZM150 197H151V196H150ZM159 197H160V196H159ZM165 197H166V196H165ZM213 197H214V196H213ZM213 197H212V198H213ZM227 197H228V194H227ZM227 197H226V198H227ZM259 197H260V196H259ZM125 198H126V197H125ZM229 198H230V197H229ZM260 198H261V197H260ZM91 199H92V198H91ZM139 199L141 200V197H140ZM213 199H214V198H213ZM146 200H147V199H146ZM164 200H165V199H164ZM91 201H92V200H91ZM91 201H90V202H91ZM127 201H128V200H127ZM142 201H143V200H142ZM195 201L197 202V200H195ZM195 201H194V202H195ZM198 201H199V199H198ZM201 201H202V200H201ZM229 201H230V199H229ZM229 201H227V202H229ZM96 202H97V201H96ZM114 202L117 203L118 201H117V202L114 201ZM128 202H129V201H128ZM154 202H156V201L154 200ZM157 202H158V201H157ZM160 202H161V200H160ZM164 202H165V201H164ZM230 202H231V201H230ZM120 203H121V202H120ZM126 203H127V202H126ZM206 203L208 204L209 202H206ZM206 203L204 202V204H206ZM89 204H90V203H89ZM117 204H118V203H117ZM122 204H123V203H122ZM122 204H121V205H122ZM130 204H131V203L129 202L127 205H130ZM138 204H139V203H138ZM160 204H161V203H160ZM164 204H165V203H164ZM228 204H229V203H228ZM247 204H248V203H247ZM112 205H114V204H112ZM115 205H116V204H115ZM133 205H134V204H133ZM135 205H136V204H135ZM229 205H230V204H229ZM229 205H228V206H229ZM241 205L243 206V204H241ZM250 205H251V204H250ZM250 205H249V207H250ZM131 206H132V205H131ZM149 206H150V205H149ZM209 206H210V205H209ZM242 206H241V207H242ZM245 206H246V205H245ZM251 206H253V205H251ZM98 207H99V206H98ZM103 207H104V206H103ZM113 207H114V206H113ZM119 207H120V206H119ZM119 207H118V208H119ZM121 207H122V206H121ZM124 207H125V206H124ZM135 207H136V206H135ZM158 207H160V206L158 205ZM229 207H231V205H230ZM253 207H254V206H253ZM122 208H123V207H122ZM141 208H142V207H141ZM209 208H210V207H209ZM255 208H256V207H255ZM255 208L253 209V208L251 207V209H253V210H255ZM96 209H98V208H96ZM135 209L137 210V208H135ZM139 209H140V208H139ZM154 209H155V208H154ZM237 209H238V207L235 208L234 211H236ZM100 210H101V209H100ZM106 210H107V209H106ZM133 210H134V207H133ZM148 210H150V208H149ZM151 210H152V209H151ZM151 210H150V211H151ZM241 210H242V211H241ZM241 210H239L238 213L241 212V213H244V215H245V213H249V212L245 211L246 209H244V210L241 209ZM258 210H259V209H258ZM94 211H95V209H94ZM140 211H141V210H140ZM232 211H233V210H232ZM237 211H238V210H237ZM237 211H236V213H237ZM243 211H245V212H243ZM256 211H257V210H256ZM260 211H261V210H260ZM260 211H258V212H260ZM134 212H136V211H134ZM141 212H142V211H141ZM154 212H155V210H154ZM229 212H230V211H229ZM139 213H140V212H139ZM151 213H152V212H151ZM232 213H233V212H232ZM234 213H235V212H234ZM250 213H251V212H250ZM93 214H94V213H93ZM190 214H191V213H190ZM259 214H261V213H259ZM262 214H263V213H262ZM230 215H231V212H230ZM230 215H229V217H231ZM253 215H255V213H253ZM256 215H258V214H256ZM91 216H92V215H91ZM232 216H233V215H232ZM234 216H235V215H234ZM237 216H238V215H236V217H237ZM250 216H251V215H250ZM261 216H262V215H261ZM236 217H235V219H236ZM244 217H245V216H244ZM247 217H248V215H247ZM247 217H246V218H247ZM253 217H255V216H253ZM231 218H232V217H231ZM249 218H250V217H249ZM249 218H248V219H249ZM251 218H252V217H251ZM251 218H250V219H251ZM255 218H257V217H255ZM248 219H247V220H248ZM263 219H264V218H263ZM231 220H232V219H231ZM238 220H239V219H238ZM255 220H256V219H255ZM255 220H253V221L255 222ZM259 220H260V218L258 219V221H259ZM76 221H77V220H76ZM232 221H233V220H232ZM248 221H249V220H248ZM260 221H261V220H260ZM229 222H230V221H229ZM229 222H228V223H229ZM235 222H236V221H235ZM244 222H245V221H244ZM249 222H250V221H249ZM251 222H252V221H251ZM254 222H253V223H254ZM256 222H257V220H256ZM91 223H93V222H91ZM91 223H90V224H91ZM257 223H258V222H257ZM257 223H255V224H257ZM230 224H231V223H229V225H230ZM260 224H261V223H260ZM91 225H92V224H91ZM95 225H96V223H95ZM233 225H234V224H233ZM243 225H244V224H243ZM249 225H250V224H249ZM249 225L247 224L246 226H249ZM251 225H252V224H251ZM251 225H250V226H251ZM253 225H254V224H253ZM261 225H262V224H261ZM261 225H260V228H262ZM93 226H94V225H93ZM236 226H237V223H236ZM239 226L241 227V225H239ZM246 226H245V227H246ZM224 227H225V226H224ZM234 227H235V226H234ZM245 227H244V229H246ZM252 227H253V226H252ZM255 227H256V226H254L253 228H255ZM257 227H258V226H257ZM257 227H256V228H257ZM263 227H264V226H263ZM225 228H226V227H225ZM229 228H232V227H229ZM235 228H236V227H235ZM238 228H239V227H238ZM258 228H259V227H258ZM244 229H243V230H244ZM248 229H249V228H248ZM263 229H264V228H263ZM147 230H148V229H147ZM241 230H242V229H241ZM243 230H242V231H243ZM224 231H225V230H224ZM226 231H227V230H226ZM231 231H232V230H230V232H231ZM233 231H234V229H233ZM237 231H238V229H237ZM261 231H264V230H261ZM149 232H150V231H149ZM149 232H148V233H149ZM234 232L236 233V231H234ZM243 232H244V231H243ZM249 232H250V231H249ZM143 233H145V232H143ZM143 233H142V234H143ZM263 233H264V232H263ZM263 233H262V235H263ZM145 234H146V233H145ZM229 234H231V233H228L227 235H229ZM239 234H240V233H239ZM235 235H236V234H235ZM259 235H261V234H259ZM236 237H237V235H236ZM242 237H243V236L241 235V238H242ZM249 237H250V236H249ZM261 237H263V236H260V238L258 237L257 239L259 240V239H261ZM141 238H143V237H141ZM238 238H239V237H238ZM255 238H256V236H255ZM143 240H144V239H143ZM147 240H148V239H147ZM149 240H150V239H149ZM229 240H230V239H229ZM237 240H238V239H236V241H237ZM245 240H246V239H245ZM250 240H251V239H250ZM250 240H249V241H250ZM141 241H142V240H141ZM243 241H244V240H243ZM145 242H146V240H145ZM226 242H228V240H227ZM253 242H254V241H253ZM141 243H142V242H141ZM231 243H232V242H231ZM143 244H144V243H143ZM143 244H142V245H143ZM147 244H148V243H147ZM263 244H264V243H263ZM263 244H262V246H263ZM133 245H134V244H132V246H133ZM144 245H146V244H144ZM231 246H234V245H231ZM245 246H246V245H245ZM256 246H257V245H256ZM260 246H261V245H260ZM149 247H150V245H149ZM151 247H152V246H151ZM250 247H252V246H250ZM137 248L139 249L140 247H137ZM241 248H242V247H241ZM242 249H243V248H242ZM253 249H254V248H253ZM251 250H252V249H251ZM251 250L248 249V252L251 251ZM254 250H255V249H254ZM242 251H243V250H242ZM252 252H253V251H252ZM261 252H262V251H261ZM152 253H153V252H152ZM182 253H183V252H182ZM244 253H245V252H244ZM246 253H247V252H246ZM250 253H251V252H249V254H250ZM183 254H184V253H183ZM185 254H186V252H185ZM210 254H211V253H210ZM249 254H247L246 256H248ZM257 254H258V252H257ZM221 255H222V254H221ZM253 255H254V253H253ZM259 255H260V253H259ZM255 256H256V255H255ZM261 256H262V255H261ZM183 257H184V256H183ZM242 257H243V256H242ZM242 257H241V258H242ZM249 257H250V256H248V258H249ZM251 257H252V255H251ZM251 257H250V258H251ZM227 258H228V257H227ZM248 258L245 257V258H243V259H246V260H247ZM250 258H249V260H250ZM252 258H253V257H252ZM252 258H251V260H252ZM230 259H231V256H230ZM236 259H237V258H236ZM257 259H258V258H257ZM260 259H263V258H260ZM260 259H259V260H260ZM196 261H197V260H196ZM182 262H183V261H182ZM185 263H186V262H185ZM260 263H261V262H260Z\"/></svg>","mask_w":264,"mask_h":264},{"label":"clouds","instance_id":"clouds-1","mask_svg":"<svg viewBox=\"0 0 264 264\" xmlns=\"http://www.w3.org/2000/svg\"><path fill=\"white\" fill-rule=\"evenodd\" d=\"M0 3H3V8L6 10V12H13L14 11L13 5L11 3L7 2V0H0ZM51 5L59 6L60 0H42V2L36 4V6H38V7L51 6ZM31 11L36 12V9L32 8ZM24 17H25V19L28 20L29 28H31L33 25H40V24L47 23V18L44 16L43 12H40L38 14V16L34 19L32 17L28 18L27 13L24 14ZM9 31H11V30H9ZM15 31L17 34L22 33L21 29H19V28H17ZM13 39H15V36H13ZM20 39L24 40L25 38L23 35H21ZM9 47H11V45H9ZM0 51L7 52V49L4 47V45L2 43H0Z\"/></svg>","mask_w":264,"mask_h":264}]
</instances>
